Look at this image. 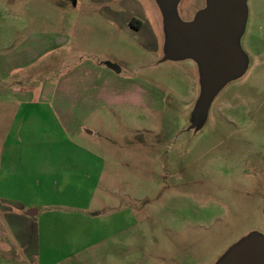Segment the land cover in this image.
I'll return each instance as SVG.
<instances>
[{"label": "rangeland", "instance_id": "obj_1", "mask_svg": "<svg viewBox=\"0 0 264 264\" xmlns=\"http://www.w3.org/2000/svg\"><path fill=\"white\" fill-rule=\"evenodd\" d=\"M106 1L0 0V66L63 35L70 42L38 65L52 67L47 74L32 71L35 85L75 69L119 85V99L73 142L48 135L13 160L16 201L46 208L28 225L29 242L0 246V264H217L249 235L264 236V0H246V71L196 127L198 65L162 61L171 13L159 0H127L122 22ZM202 8L206 0H181L172 14L190 22ZM113 67L121 73L112 78Z\"/></svg>", "mask_w": 264, "mask_h": 264}, {"label": "crops", "instance_id": "obj_2", "mask_svg": "<svg viewBox=\"0 0 264 264\" xmlns=\"http://www.w3.org/2000/svg\"><path fill=\"white\" fill-rule=\"evenodd\" d=\"M94 3L110 4L103 0H94ZM111 13L117 14L113 10ZM116 19L125 22L124 18L119 15L114 20ZM145 30L146 26L144 25L141 33H144ZM33 37L35 38V36ZM40 42V44L33 46L30 44L29 47H22L21 50L10 52L5 63L0 66V78H2V95L0 97V246L10 245L14 251H16L18 243L16 238L21 244L24 241L29 242L28 237L31 236V233L28 232L31 230L32 224L35 223V219L46 207L40 205L29 208L36 203L28 205L16 201L14 194L17 193L22 178L21 170L16 164L13 165V160L21 162L22 151L29 150L33 146H40V143L50 140L48 135L56 136L52 137L54 140L58 138L61 141L73 142L101 114L104 106L119 99L117 95L119 85L116 82L112 80L105 82L82 80V72H85L82 69H75V71H80L79 77L77 75L79 72L74 71L42 83L41 86L35 85L36 82L31 80L32 71L47 74L52 67L38 65L49 54H54L55 51L59 52L60 49L65 48V45L70 41L60 35V37L53 36L52 40L43 37ZM60 61L63 64H69V57H63ZM107 72L112 78L114 72L121 73L113 68ZM127 90H129L128 86L121 90L125 98H128ZM131 96H133L132 90ZM34 197L39 198L40 195ZM29 213H32L33 216H29ZM23 224L26 226L30 224L31 227L26 228L25 226L24 229ZM6 225L8 228L5 227ZM34 225L36 226V223ZM31 239L33 240V237ZM4 254L8 257L6 252Z\"/></svg>", "mask_w": 264, "mask_h": 264}, {"label": "water", "instance_id": "obj_3", "mask_svg": "<svg viewBox=\"0 0 264 264\" xmlns=\"http://www.w3.org/2000/svg\"><path fill=\"white\" fill-rule=\"evenodd\" d=\"M180 1L159 0L171 13L164 20L162 61L189 59L198 65L202 92L194 111L193 126L196 127L221 90L247 69V56L241 48L247 5L246 0H206V8L193 21L184 22L172 14ZM217 264H264V236L249 235Z\"/></svg>", "mask_w": 264, "mask_h": 264}, {"label": "flooded vegetation", "instance_id": "obj_4", "mask_svg": "<svg viewBox=\"0 0 264 264\" xmlns=\"http://www.w3.org/2000/svg\"><path fill=\"white\" fill-rule=\"evenodd\" d=\"M86 2H90V0H85ZM127 0H122V1H118V0H113V2H112V4L113 3H115L116 4V6H117V9H116V13H117V15H119V16H121V15H124L125 13H130V10H128L127 9V6H128V4H126L127 2H126ZM111 4V5H112ZM110 5V4H109ZM108 5V6H109ZM113 9V8H112ZM203 9V8H202ZM121 14V15H120ZM137 16H131L129 19H130V21H129V25H130V27H131V29L132 30H134V31H139V32H141L142 31V29H143V27H144V25L141 23V21H139V20H141L140 18L139 19H137L136 18ZM194 20V18L191 20V21H193ZM113 69H115V70H117V68H115V67H113ZM118 71V70H117Z\"/></svg>", "mask_w": 264, "mask_h": 264}]
</instances>
